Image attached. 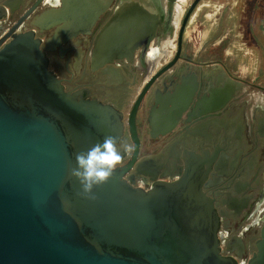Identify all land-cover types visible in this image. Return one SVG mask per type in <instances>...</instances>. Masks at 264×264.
<instances>
[{"label": "flooded vegetation", "instance_id": "af4514ba", "mask_svg": "<svg viewBox=\"0 0 264 264\" xmlns=\"http://www.w3.org/2000/svg\"><path fill=\"white\" fill-rule=\"evenodd\" d=\"M206 1L0 0V43L34 34L67 92L122 114L120 141L135 147L123 179L150 190L192 176L220 216L223 255L249 264L264 225V67L255 75L240 52L264 53V15L246 31L230 3L212 16ZM119 17L105 39L126 45L99 63Z\"/></svg>", "mask_w": 264, "mask_h": 264}, {"label": "water", "instance_id": "95a60500", "mask_svg": "<svg viewBox=\"0 0 264 264\" xmlns=\"http://www.w3.org/2000/svg\"><path fill=\"white\" fill-rule=\"evenodd\" d=\"M120 19L97 62L121 56L127 36L105 39ZM124 128L113 106L66 91L34 34L0 43V264H238L223 255L220 216L190 175L144 190L117 170L97 200L78 195L76 153ZM249 264H264V225Z\"/></svg>", "mask_w": 264, "mask_h": 264}, {"label": "clouds", "instance_id": "9594fccd", "mask_svg": "<svg viewBox=\"0 0 264 264\" xmlns=\"http://www.w3.org/2000/svg\"><path fill=\"white\" fill-rule=\"evenodd\" d=\"M62 2L63 0H55L53 7L59 8ZM134 151L132 143L109 135L102 143L97 142L86 151L76 153V166L69 170V175L79 182L78 195L86 200H97L95 189L107 184L123 164L125 155H131Z\"/></svg>", "mask_w": 264, "mask_h": 264}, {"label": "rangeland", "instance_id": "374dc122", "mask_svg": "<svg viewBox=\"0 0 264 264\" xmlns=\"http://www.w3.org/2000/svg\"><path fill=\"white\" fill-rule=\"evenodd\" d=\"M238 1H239L238 6H235L236 8H233L237 0H207L205 2L208 5L207 13L212 14V16H214L218 6L223 2L225 3L228 2L230 4L226 5L227 14L230 15L232 14L233 11L238 12L240 14L242 26L245 25V30L248 31L249 29L248 24H249V20L251 19V16L255 13L257 15L255 18L261 19V16L264 15V0H238ZM255 28L259 29L257 24H255ZM251 41L252 44H255L253 43L252 39ZM248 50L252 51V49H248ZM240 53H241V58L246 60V67H249L251 70H254V72H256L255 75H257V73L262 71L261 69H263L264 67L263 52L256 50L255 52H253V54L248 55V58H246L247 57L246 54H242L243 52ZM262 79H264L263 76Z\"/></svg>", "mask_w": 264, "mask_h": 264}]
</instances>
